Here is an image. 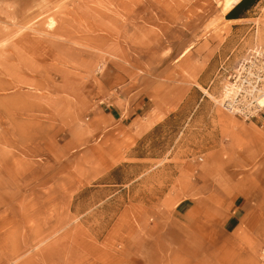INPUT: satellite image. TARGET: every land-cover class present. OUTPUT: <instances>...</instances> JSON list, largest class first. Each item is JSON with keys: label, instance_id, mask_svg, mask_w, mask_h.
Returning a JSON list of instances; mask_svg holds the SVG:
<instances>
[{"label": "rangeland", "instance_id": "obj_1", "mask_svg": "<svg viewBox=\"0 0 264 264\" xmlns=\"http://www.w3.org/2000/svg\"><path fill=\"white\" fill-rule=\"evenodd\" d=\"M235 1L0 0V264H264V128L221 107L264 0Z\"/></svg>", "mask_w": 264, "mask_h": 264}, {"label": "built area", "instance_id": "obj_2", "mask_svg": "<svg viewBox=\"0 0 264 264\" xmlns=\"http://www.w3.org/2000/svg\"><path fill=\"white\" fill-rule=\"evenodd\" d=\"M227 81L221 94L223 110L245 121L259 120L264 112V49L249 53Z\"/></svg>", "mask_w": 264, "mask_h": 264}, {"label": "trees", "instance_id": "obj_3", "mask_svg": "<svg viewBox=\"0 0 264 264\" xmlns=\"http://www.w3.org/2000/svg\"><path fill=\"white\" fill-rule=\"evenodd\" d=\"M260 0H242L228 15V20L239 19L241 17L240 13L243 11L250 10L256 3Z\"/></svg>", "mask_w": 264, "mask_h": 264}, {"label": "crops", "instance_id": "obj_4", "mask_svg": "<svg viewBox=\"0 0 264 264\" xmlns=\"http://www.w3.org/2000/svg\"><path fill=\"white\" fill-rule=\"evenodd\" d=\"M112 108L113 109L111 110V115H113V117L115 118H117L116 114L124 118V116L128 113V108L125 107L123 104L121 105V103H118V104L116 103V106ZM258 121L264 128V113Z\"/></svg>", "mask_w": 264, "mask_h": 264}, {"label": "bare ground", "instance_id": "obj_5", "mask_svg": "<svg viewBox=\"0 0 264 264\" xmlns=\"http://www.w3.org/2000/svg\"><path fill=\"white\" fill-rule=\"evenodd\" d=\"M231 1V0H230ZM239 1L240 0H236L234 3L235 4H237V3H239ZM234 6H233V3H228L227 5H226V8H225V10L226 11H230L232 8H233ZM261 104L264 106V99L262 100V102H261ZM22 110V109H21ZM7 226V225H6ZM3 228V227H2ZM33 230V229H32ZM5 235V234H4ZM10 236V235H9ZM23 236V235H22ZM5 237H6V235H5ZM8 237V236H7ZM12 237V236H11ZM10 238V237H9ZM8 238V239H9ZM7 239V240H8ZM20 255V254H19ZM15 256H18V255H15ZM34 256V255H33Z\"/></svg>", "mask_w": 264, "mask_h": 264}]
</instances>
